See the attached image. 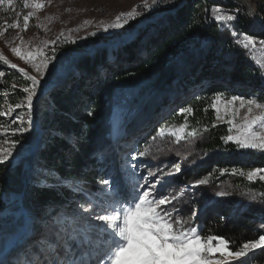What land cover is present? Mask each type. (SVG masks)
I'll return each mask as SVG.
<instances>
[{
	"label": "trees",
	"instance_id": "trees-1",
	"mask_svg": "<svg viewBox=\"0 0 264 264\" xmlns=\"http://www.w3.org/2000/svg\"><path fill=\"white\" fill-rule=\"evenodd\" d=\"M177 2L180 0H174L173 3ZM214 7L227 5L214 0H196L190 7L180 10L173 22H168L173 19L168 18L161 21L159 26L148 27L143 31L140 29L132 42L113 50L118 53L117 64L114 66L107 65V49L82 57L68 76L76 75L77 83L67 88L59 87L41 103L44 112L42 122L52 126V135L42 143L43 150L38 159L42 171L37 175L39 178H33L35 183L30 185V195L24 198L25 207L31 215L27 226L30 232L13 247L14 255L9 262L3 261L4 264L34 263L39 245L32 244L31 238L36 235L41 239L47 233L45 223L32 227L36 221L44 218L41 217L42 213L56 206L62 207V214L69 211L76 200L81 204L86 199H92L102 187L100 182L113 171L117 154L128 150L124 139H134V144L142 147L147 145L146 139L156 140L159 131L155 127L161 119L168 118L162 122L161 128L183 124L184 116L177 113L165 116V113L173 111L194 90L198 91V96L188 100L184 106H191L194 110L187 115V122L190 127H207L208 131L204 132L205 136L198 143L201 151L191 154L183 175L170 178L163 194L170 195L172 186L176 183L189 186L212 173L207 185L185 193L187 197L193 193L196 198L189 199L186 204L193 205V210L200 209L197 216L200 220L197 223L202 227L203 233L234 241L235 246L230 243L233 251L241 242L256 240L261 233L264 234V228H259L264 222V198L263 201L262 198L253 201L244 192L238 191H260L264 195V185L259 181H248L246 175L232 174L233 168L245 173L264 168V155L242 158L234 144H225L222 137L229 135L228 127L218 125L211 107L216 95L229 98V89L234 91L246 85L252 88V91L249 90L251 93L258 95L260 101L264 102V92H258L263 87L260 80L251 75V66L243 61L242 56L236 57L233 64L229 61L227 54L233 51L232 40L229 38L225 41L222 27L209 17L208 14ZM229 7L234 8L233 5ZM244 13H249L246 7ZM247 17L249 21L250 18ZM247 20L241 23V31L246 30L244 25ZM133 24L136 22L131 23L132 27ZM249 34L257 39H264V33L261 37L259 34ZM209 39L217 42H206ZM202 42L207 44L199 50ZM188 57L190 61L187 72L180 77L179 73L176 74L174 79L176 70ZM225 66L233 68L225 69ZM0 71L5 73L0 78L1 111L5 101L14 106L23 99L21 89L29 82L17 71L5 67H0ZM171 78L173 80L167 84ZM61 83L63 82H58V85ZM12 84L16 85L15 90L12 89ZM223 84L228 85L226 87ZM241 85L242 87H238ZM4 93L7 94L5 97ZM126 103L130 105L131 112L142 110L141 115L136 114L131 118L132 121L109 126L111 113L113 114L118 104L125 106ZM88 112L92 115L89 116ZM213 124L215 127H212ZM149 149L153 156L149 152L140 158L144 164H149L146 167L153 171L155 168L167 169L168 166H162L164 159L157 163L155 160L159 156L152 152L154 149ZM221 169H227L228 172L222 175ZM229 179H232L230 185ZM69 180L77 181L81 184V189L74 190L68 183ZM21 185L20 176L10 174L0 166V214L9 207V203L3 199L4 195L10 198L13 194L23 192ZM220 191H225L228 195L217 196L216 193ZM178 209L183 216L190 215V212H186L187 208L180 206ZM13 224L14 221L9 220L6 233ZM247 264H264V249L249 255Z\"/></svg>",
	"mask_w": 264,
	"mask_h": 264
},
{
	"label": "snow or ice",
	"instance_id": "snow-or-ice-1",
	"mask_svg": "<svg viewBox=\"0 0 264 264\" xmlns=\"http://www.w3.org/2000/svg\"><path fill=\"white\" fill-rule=\"evenodd\" d=\"M51 3V0H47ZM160 3H167V0H153L152 7H158ZM8 5L12 8L14 0H0V6ZM24 8L30 6L29 0H23ZM31 7L42 9L45 7L44 0H31ZM146 10L148 6L145 5ZM236 11H239L237 9ZM212 19L222 26H229L236 20L234 13L224 12L219 7L211 9ZM19 15V14H18ZM33 11L23 15V27L20 19L14 22H5L0 25V36H3L9 29L18 30L19 44L11 48L12 53L31 65L37 75H31L24 68H18L3 54H0V61L12 69H17L22 77L28 81L27 86L21 89L23 99L8 111H0V117L11 115L17 109L24 108L23 114L17 113L8 126L0 125V136L10 133V137L17 134L23 135L31 130L33 124L34 100L42 88V81L49 72L50 65L55 60L56 47L50 49L49 55L45 48L48 44L56 45V40L44 42L34 50H29L24 45L23 36L20 32L28 30L30 20L34 17ZM141 15L135 8L129 12H122L116 16L112 23L103 27V31L119 29ZM251 16V12L248 13ZM122 17H126L122 19ZM87 23V21L85 22ZM64 34L61 33V36ZM95 36L96 33H90ZM235 37V43L242 45L244 49L256 47V41L247 34H238L231 31ZM63 43H76L75 40L65 38ZM264 45V41H260ZM264 68V64L260 65ZM5 73L0 71V78ZM15 90L16 85L12 84ZM222 95H216L211 103L215 109L217 119H221V108L218 102ZM239 101V107L235 102ZM247 109L240 123L235 122L240 109ZM254 110H259L255 113ZM191 106L181 108L178 115L184 116V123L178 127L175 125L162 127L158 135L164 136L166 131L175 137V142L198 138L208 128L198 129L191 127L187 122V115L193 113ZM207 111V109H205ZM231 113L229 135L222 137L225 144L233 142L237 150H256L264 154V104L257 99L244 100L242 97L233 96L225 105V114ZM91 116L92 113L88 112ZM20 124H25L21 127ZM16 125V127H11ZM215 127V124L212 125ZM234 134H231L233 133ZM6 138L0 140V165L5 164L12 157L13 150L19 143L18 140ZM149 152L141 151L137 156L143 157ZM179 155V153H177ZM133 156L132 159H137ZM131 178H136L135 164L131 165ZM227 169H221L223 175ZM181 173V165L173 163L170 168H158L155 171L149 169L147 177H141L144 183L123 185L121 177H112L102 180V187L92 199L88 201L89 206L74 210L70 215L53 218L51 225H46L47 233L36 243L39 245L35 264H247V258L254 254L257 249H264V234L253 241L241 242L236 250L230 249V243L235 246L234 241H229L222 236L211 233L204 234L202 227L197 223V214L192 212L185 217L180 209L176 208L175 201L179 199L174 194L164 195V189L174 178ZM247 176L248 181L258 179L264 181V168H256L245 173L242 170L232 169V174ZM212 173L207 177L192 182L189 187L195 189L198 186L207 185ZM148 177L154 180L149 182ZM159 185V187H158ZM137 188L143 191H137ZM74 190H79L78 188ZM217 196L228 195L225 191L216 193ZM264 228V224L261 225ZM215 242V243H213ZM219 253L217 258L216 254ZM0 264H4L0 261Z\"/></svg>",
	"mask_w": 264,
	"mask_h": 264
},
{
	"label": "rangeland",
	"instance_id": "rangeland-1",
	"mask_svg": "<svg viewBox=\"0 0 264 264\" xmlns=\"http://www.w3.org/2000/svg\"><path fill=\"white\" fill-rule=\"evenodd\" d=\"M196 0H180L178 3H173L174 0H167V3H160L158 7L153 8V0H77L75 3L71 2L68 3V0H51V3H47V0H44L45 7L42 9H34L31 7V0H29L30 6L26 9L23 6V0H14V4L11 9H9L8 5L0 6V25H4L5 22H14L16 19H20L21 28L23 27V15L27 14L28 11H33L35 13L34 17L30 20V25L27 31L20 32L19 34L23 36L24 39V45L22 47H28L29 50H34L38 46H43L44 42L47 41H53L56 40L57 37H60V41H57L56 45L48 44L47 48H45V51L51 55L50 49L52 47H56V53H55V60L53 61V64L50 65L49 72L46 75L44 81H42V88L40 92L38 93L37 98L34 100V109H33V124L31 126V130L24 133L23 135L17 134L14 137H10V133H6L3 136H0V140H4L6 138L12 139V140H18L19 143L16 145L15 149L13 150L12 157L9 158V161H7L5 164L0 165L4 169L8 170L10 174H16L17 176H20L21 180V189H23L24 192V198H26L28 195H30V185L35 183L33 178H39L37 175L39 174L40 167L38 164V159L40 152L43 150V141L46 140V137L49 135H52L50 124L46 122H42L41 117L43 116L44 112L41 109V103L49 96L52 92L58 90L59 87L67 88L71 87L72 85H75L77 83L76 75H72L71 77H68L72 72L75 70L77 63H74L71 71L66 74L59 76V73L68 65L69 61L74 58L75 54L77 53L76 50L78 48H83L85 50H88L91 48V46L99 42L100 38H103V43L107 41L114 40V43L105 47V48H99L98 50H92V52H87L86 55L83 57H89L94 55V53L102 51L104 49H107V65L114 66L117 64L118 59V53L113 51L117 47H120V45L125 46L127 42H132L135 38H137V34L130 36H125L126 34H131V32H128L131 30V28L136 26H141L142 31L147 29L148 27L153 28L155 26L161 25L160 22L164 19H172L168 22H173L174 18L177 14H179L180 10H183L185 7H190L195 3ZM218 3L226 4L227 7H221L222 11L234 13L236 15V20L231 22L229 26L225 27L219 24L223 29V38L226 39L231 38L232 40V46L233 51H229V54L227 56L229 57V61L231 64L234 63V59L238 56L243 57V61H245L249 66H251V75L254 78H258L260 82L262 83L261 89H259L258 92H264V68H261L260 65L264 64V45L260 44V41H264V39H257L250 35L249 33L259 34L258 36L261 37V34L264 33V0H249L248 2H245L244 0H214ZM145 5L148 6V9L146 10ZM233 5L234 8H231L229 6ZM246 7L248 9V12H251V16L246 15L244 13V8ZM133 8H135L138 12L141 13V15L137 16L133 20H129V23L124 25L122 28L119 29H110L107 32H104L102 29L104 26H106L109 23H112L116 16L119 15L122 12H129ZM108 11V13H105V10ZM116 9L117 13L115 15H111L109 13H112ZM239 9V11H236ZM19 14V15H18ZM109 14V15H108ZM101 15V16H100ZM107 15V16H105ZM209 17H211V20L213 22H216L212 19V14H208ZM211 15V16H210ZM250 20L248 21V17ZM114 17V18H112ZM247 18V19H246ZM243 20L246 21L244 25V29L242 30L243 26H240L241 23H243ZM87 21V23H85ZM132 22H136V24H133V27L131 26ZM165 23V22H164ZM162 23V24H164ZM217 23V22H216ZM235 30L238 34H247L251 36L256 41V47L254 49H244L242 45H237L235 43V37L231 35V31ZM95 32L96 35L92 36L90 33ZM61 33L64 35L61 36ZM124 36V37H122ZM122 37V39H120ZM65 38L69 40H75L76 43H63ZM212 44H215L212 39H209L206 42H211ZM20 41L18 39V30L17 29H9L7 33H5L3 36H0V54H3L7 59H9L12 63H15L18 68H24L29 74L31 75H37L34 69H32L31 65L26 64L23 60H21L19 57L15 56L11 48L19 44ZM101 44V43H100ZM207 43H201L199 45V50L201 47L205 46ZM113 51V52H112ZM142 55L143 52H141ZM195 56V55H194ZM241 57V58H242ZM184 62L179 66L178 70H176L174 74V79L176 74H178V77L185 74L188 69L190 58H185ZM229 64V63H228ZM0 67L1 68H8L10 70L17 71V69H12L7 65H4L2 61H0ZM232 69L233 67L225 66V69ZM71 79L69 81V79ZM73 77H75V80H73ZM63 78L66 79L63 80ZM171 78L167 84L173 80ZM63 82L58 85V82ZM206 84H204L205 86ZM227 87L228 84H223ZM238 87H242L238 86ZM237 87V88H238ZM205 89V88H204ZM202 89V90H204ZM230 91V97L226 98L222 96V100L218 102V106L221 108V119H217V114L215 112L216 121L218 125H225L228 127L229 130V123L228 120L231 119V113L229 112L227 115L225 114V105L227 104V101L231 99L233 96H239L242 97L244 100L248 99H257L258 102L264 104V102L260 101L258 98V95L255 93H251L252 91L251 87H248V85L238 88L236 90L229 89ZM247 90L249 92H247ZM195 91V92H194ZM193 93L189 94L187 98H185L183 101H181L177 106L173 109V111L169 113H165V116L167 115H174L176 113H179V110L181 108H184L186 106V103L188 100L196 98L198 96L196 90H194ZM246 93V94H245ZM7 94L4 93V97ZM156 95H153L155 97ZM123 100H121L122 103ZM4 102V105L2 106L1 111L7 112L10 106ZM235 107H239V101L235 102ZM130 105L127 103L125 106H121V104H118L115 110L113 111V114L111 113V116H109V126L110 125H118V123H123L124 121L129 122L132 121L134 116H137L140 114L141 111L135 112L129 110ZM25 111L24 108L17 109L16 112L11 113V115H6L4 117H0V125L8 126L10 122L16 118L17 113L23 114ZM247 109H240L239 115L236 117L237 123H240L242 121V117L246 114ZM255 113H258L259 110H254ZM169 117V116H168ZM130 119V120H129ZM165 120L161 119L159 122H157L155 129L159 131L161 129L162 122H165L168 120L167 117L164 118ZM163 120V121H162ZM21 127L25 126V124H20ZM165 126V125H164ZM168 126V125H167ZM11 127H16V125H11ZM160 127V128H159ZM191 127L189 126V129ZM199 129V128H198ZM2 130V129H0ZM230 134V133H229ZM234 134V131L233 133ZM205 136V133H201V135L198 138L195 139H186L182 140L180 143L175 142V137L170 135L168 131H166L164 136H159L156 138L155 141H151L150 139H146L145 146L138 147V145L134 144V139L125 138L124 142L126 143V149H128L125 152H119L116 157L117 162H113V171L110 175H107V178L109 176L112 177H121L122 178V184L131 186V184H141L144 183V180L140 179L141 177H147L149 168L146 167L149 164L145 163L140 160L141 157L137 156L138 152L141 151H148L149 148L154 149L152 152L155 155L159 156V159H156L155 161L157 163L160 162L161 159H164L162 162V166H168L167 168H170L173 163H178L181 165V173L177 175H183L184 171L187 169V159L191 156V154L195 152H200L201 148H198V143L202 140V138ZM150 140V141H149ZM162 140V141H161ZM232 143L233 142H228ZM235 145V144H234ZM239 154L242 155V158H247L248 156L252 155H264L256 150L248 149V150H237ZM150 152V149L149 151ZM179 153V155H177ZM151 154V152H150ZM137 156V159L133 160L132 157ZM150 156V155H149ZM151 156H153L151 154ZM239 156V155H238ZM241 157V156H239ZM154 158V157H152ZM153 160V159H152ZM135 164L137 166L136 168V178L133 180L130 176V173L132 172L131 165ZM146 167V168H145ZM158 169V168H155ZM153 170V169H152ZM176 175V176H177ZM19 178V177H18ZM149 182L153 181V177H148ZM229 185L232 183V179H229ZM259 181L258 179H254L252 182ZM69 184H71L72 187L75 189H81V184H79L77 181H68ZM67 183V184H68ZM260 184L264 185V181H259ZM226 186V184H224ZM159 187V185H158ZM191 187L181 184H175L172 186L170 194H174L179 197L177 201H175L176 208L184 207L186 209V212H195L197 216H199L200 209H192L193 205L186 204L188 203V200H195L196 198L193 196V193H191L192 196L187 197L185 193L192 192ZM191 190V191H190ZM21 191V190H20ZM137 191H143V189L137 188ZM238 191L244 192L247 197L253 201L260 200L264 198V195L260 193V191H252V190H241ZM182 193V194H181ZM169 195V194H168ZM93 198V197H91ZM8 203L9 207L6 209L3 213L0 214V245L2 241V237L7 234L6 226L7 223H9V220H13L14 222L18 219V215L20 213V210L18 209V203L15 201L16 196L15 194L11 195L10 198H8V195L4 198ZM89 199L84 200L81 204H79V201L76 200L73 207L70 208L72 211H65L64 213L60 214V211L62 207H50V210L46 211L45 213H42L41 217H44L42 220L36 221L32 225L39 226L41 224L45 223L46 225H51V222L53 218L51 216H59L63 217L65 215H70L74 212V210H78L81 208V205L84 207H88V201ZM24 202V201H23ZM241 202V201H238ZM17 206V207H16ZM185 212V211H183ZM200 220V218L197 217V220ZM41 221V222H40ZM198 222V221H197ZM264 224L261 223L260 225ZM261 228V227H259ZM10 229V228H9ZM32 231V230H31ZM30 232V230H29ZM263 232V231H261ZM261 233L260 235H262ZM38 240H40V236L33 235L31 238V243L34 244ZM215 243V242H213ZM13 248V247H12ZM11 249V248H10ZM9 249V250H10ZM8 250V251H9ZM262 249L255 250L254 254H256L258 251ZM6 251L1 256V261H8L10 258L14 255L13 252ZM8 252V253H7ZM7 253V254H6ZM6 254V255H5ZM253 254V255H254ZM252 255V254H250ZM0 256V257H1ZM36 256V254H35ZM217 258L219 257V253L216 254ZM36 259V258H35ZM11 264V263H10ZM24 264V262L22 263ZM31 264V262H30ZM32 264H35L32 263Z\"/></svg>",
	"mask_w": 264,
	"mask_h": 264
},
{
	"label": "water",
	"instance_id": "water-1",
	"mask_svg": "<svg viewBox=\"0 0 264 264\" xmlns=\"http://www.w3.org/2000/svg\"><path fill=\"white\" fill-rule=\"evenodd\" d=\"M140 29L141 26L133 27L130 31H128L131 32V34H126L125 36L134 35ZM122 37L120 39H122ZM98 41L99 42L94 44V46L92 45L91 48H89L88 50H85L83 48L80 49L78 48V50H76L77 53L75 54L74 58L69 61L68 65L59 73V76L68 74L71 71L74 63H76V61H78L81 57L86 55L87 52L90 53L92 52L93 49L98 50L99 48H105L114 43V40L103 43V38H100V40ZM24 195H25L24 192L15 195L16 196L15 201L19 204L18 209L20 210V213L18 215L19 216L18 219L14 222L12 228H10L11 230H9V232L2 237V241L0 245V256L6 251H8L10 248L15 246L22 238V236L25 235V233L27 232V226L31 219V215L28 212L23 202Z\"/></svg>",
	"mask_w": 264,
	"mask_h": 264
},
{
	"label": "built area",
	"instance_id": "built-area-1",
	"mask_svg": "<svg viewBox=\"0 0 264 264\" xmlns=\"http://www.w3.org/2000/svg\"><path fill=\"white\" fill-rule=\"evenodd\" d=\"M77 0H68V3H71V2H76ZM105 10V9H104ZM105 13H108V11L107 10H105ZM117 13V11H116V9H114V11L112 12V13H109V14H111V15H115ZM108 14V15H109ZM101 16V15H100ZM105 16H107V15H105ZM112 18H114V17H112ZM126 17H122V19H125Z\"/></svg>",
	"mask_w": 264,
	"mask_h": 264
},
{
	"label": "bare ground",
	"instance_id": "bare-ground-1",
	"mask_svg": "<svg viewBox=\"0 0 264 264\" xmlns=\"http://www.w3.org/2000/svg\"><path fill=\"white\" fill-rule=\"evenodd\" d=\"M244 1H245V2H248L249 0H244ZM22 238H23V237H22ZM22 238H21V239H22ZM12 249H13V248H11L8 252L12 251ZM8 252H7V253H8ZM7 253H6V254H7ZM6 254H5V255H6ZM2 257H4V256H1V258H2ZM1 258H0V259H1Z\"/></svg>",
	"mask_w": 264,
	"mask_h": 264
}]
</instances>
